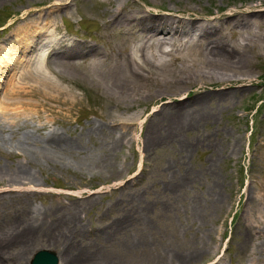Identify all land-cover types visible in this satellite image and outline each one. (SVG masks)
Returning <instances> with one entry per match:
<instances>
[{"label":"rangeland","instance_id":"374dc122","mask_svg":"<svg viewBox=\"0 0 264 264\" xmlns=\"http://www.w3.org/2000/svg\"><path fill=\"white\" fill-rule=\"evenodd\" d=\"M55 1L1 3L0 47L18 28L25 10ZM146 1L152 3L71 0L70 16L65 9L53 15L56 29L101 46L97 37L102 19L118 3L137 4L153 12L188 4L204 14L207 10L215 14L219 8L227 13L246 10L258 3L264 7V0ZM46 49L42 46L38 51L44 55ZM249 63V73L240 82L150 81L148 88L158 94L164 91V99L174 90L188 89L196 95L227 87L223 99L208 101L212 111L208 118L185 126L175 136L169 135L168 115L151 114L163 107L164 99L154 95L140 101L135 110L148 113L133 121L115 122L127 114L126 109L86 81L77 85L70 79L59 80L81 97L78 102L35 95L30 98L33 104L12 109L9 115L0 112V168L11 171L21 166L34 179L19 185L0 179V231L39 212V227L27 251L21 252L19 239L9 242L5 264H31L41 248L62 254L74 238L87 243L86 251L76 254L75 264H181L177 252L202 243L210 247L218 243L221 253L227 248L219 264L244 259L239 245L243 222L256 213L264 198L259 194L264 187V54L253 56ZM10 68L6 61L0 66V98L9 86ZM156 122L161 123L165 137L153 143L148 129ZM49 132H57L72 145L55 146L51 154L46 153L42 145ZM26 138L34 142L30 145L34 154L19 148ZM70 212L76 213L75 218L66 220ZM129 213L134 214L133 220L126 223ZM217 257H198L191 264H212Z\"/></svg>","mask_w":264,"mask_h":264},{"label":"bare ground","instance_id":"6f19581e","mask_svg":"<svg viewBox=\"0 0 264 264\" xmlns=\"http://www.w3.org/2000/svg\"><path fill=\"white\" fill-rule=\"evenodd\" d=\"M4 1L0 0V4ZM70 2L56 0L48 6L28 8L18 18V28L0 47V66L5 61L11 66V77L6 81L9 86L0 98L3 115H9L12 109L33 104L30 98L35 95L62 102H78L81 97L59 82L60 79H70L77 85L85 81L96 84L108 96L118 99V105L125 108L127 114L115 118V122L133 121L149 112L135 110L140 101L149 100L154 95L161 101L164 99L161 96L164 91L158 94L148 88L150 81L171 78L195 85L222 80L240 82L249 73L250 59L264 54L263 3L228 13L219 8L215 14L209 10L204 14L188 4L166 12H153L137 4L118 3L108 8L102 19V32L97 37L101 41L100 46L92 40L67 37L57 31L55 13L65 9L70 16ZM145 3L149 5L152 2L145 0ZM156 3L159 4L153 2L154 6ZM42 46L47 47L44 55L38 51ZM17 74L18 77L14 78ZM225 90L227 87L196 95H190L188 89L179 93L170 91V96L165 97L169 99L162 101L163 107L154 109L151 114L168 115L171 121L168 134L175 136L185 126L208 118L212 113L208 101L215 97L223 99L228 95ZM180 93L184 95L177 98ZM160 125L156 122L148 129L153 143L165 137ZM43 141L42 147L50 154L55 146L66 149L72 145V141L57 132H49ZM33 143L26 138L19 148L24 153L34 154V148L30 146ZM0 179L10 185L34 180L32 173L21 166L11 171L0 168ZM259 191L264 195V187ZM260 203L263 204L256 213L244 219L239 240L244 259L237 264H264V198ZM38 213L35 211L31 218H21L14 227L0 231V264H5L9 242L19 239L21 252L27 251L30 239L39 227ZM69 214L66 220L75 218L76 213ZM133 216V213L125 216L126 223L132 221ZM85 244L81 238L71 239L62 254L58 253V263L75 264L76 254L86 251ZM218 249V243L211 247L202 243L179 254L177 252L176 258L181 264H191L198 257L218 255L212 264H219L228 250L226 248L221 253Z\"/></svg>","mask_w":264,"mask_h":264},{"label":"water","instance_id":"95a60500","mask_svg":"<svg viewBox=\"0 0 264 264\" xmlns=\"http://www.w3.org/2000/svg\"><path fill=\"white\" fill-rule=\"evenodd\" d=\"M31 260V264H59L58 253L51 249H38Z\"/></svg>","mask_w":264,"mask_h":264}]
</instances>
